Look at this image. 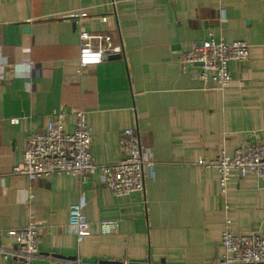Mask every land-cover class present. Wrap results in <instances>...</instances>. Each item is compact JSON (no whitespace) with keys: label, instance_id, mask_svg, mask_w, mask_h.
<instances>
[{"label":"crops","instance_id":"crops-1","mask_svg":"<svg viewBox=\"0 0 264 264\" xmlns=\"http://www.w3.org/2000/svg\"><path fill=\"white\" fill-rule=\"evenodd\" d=\"M78 11L87 17L70 18ZM79 27L108 36L114 51L78 73ZM209 35L248 45L246 60L227 63L223 90H203L198 66L180 63ZM77 110L96 165L120 161L116 133L136 131L152 160L143 191L116 197L98 172L10 173L29 134L58 111L71 132ZM255 141L264 143V0H0V264H16L2 254L15 248L7 233L28 220L44 229L33 264H217L225 220L231 233L264 238V181L233 174L221 190L217 171L197 160ZM79 198L89 236L77 243L66 218ZM101 220L117 228L101 235Z\"/></svg>","mask_w":264,"mask_h":264},{"label":"built area","instance_id":"built-area-1","mask_svg":"<svg viewBox=\"0 0 264 264\" xmlns=\"http://www.w3.org/2000/svg\"><path fill=\"white\" fill-rule=\"evenodd\" d=\"M87 12L78 11L70 14V18L83 20ZM105 21V17L100 19ZM110 38L87 32L79 27L77 30V72L89 66L99 64L109 57ZM116 52V50H115ZM248 57V45L242 41L216 42L209 37L193 44L181 55L180 63L197 65V79L203 90L213 87L223 90L230 83L227 63L242 62ZM17 66H27L25 62H16ZM75 121L71 132L63 129L65 113L58 111L46 123L42 133L29 134L22 151V160L12 167L10 173L21 175L28 181L47 177L52 174H63L84 180L95 172L99 173L100 184L114 196L121 197L134 192H141L144 181L152 166V160L141 153L138 134L133 129H125L116 133L118 146L122 153L120 161L114 164L96 165L92 162L89 144L90 128L87 126L84 113L73 112ZM12 123L15 120L11 121ZM197 163L211 167L217 171L220 189L234 174L243 178L253 174L264 181V143L255 141L244 143L227 154L223 148L218 149L213 161ZM30 197V196H29ZM84 202L79 198L67 210L66 229L77 243L89 236V224L82 210ZM224 230L219 241L221 254L217 264H264V238L256 232L234 234L228 230L229 221H224ZM101 235H108L117 228L115 220H101L97 223ZM43 227L33 220L16 231L7 234L12 238L15 248L3 251L4 257L10 256L16 264H33L38 257V239ZM72 264H82L71 262ZM52 264H68L56 261Z\"/></svg>","mask_w":264,"mask_h":264},{"label":"water","instance_id":"water-1","mask_svg":"<svg viewBox=\"0 0 264 264\" xmlns=\"http://www.w3.org/2000/svg\"><path fill=\"white\" fill-rule=\"evenodd\" d=\"M83 263L87 264H94L95 262L93 260H82Z\"/></svg>","mask_w":264,"mask_h":264}]
</instances>
